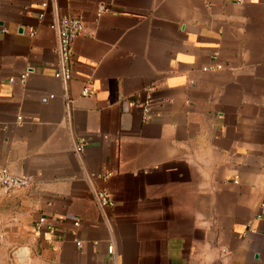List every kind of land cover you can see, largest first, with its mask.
<instances>
[{"label":"crops","instance_id":"crops-1","mask_svg":"<svg viewBox=\"0 0 264 264\" xmlns=\"http://www.w3.org/2000/svg\"><path fill=\"white\" fill-rule=\"evenodd\" d=\"M41 12L0 0V168L31 177L0 188V264H264V0ZM62 15L84 28L65 83Z\"/></svg>","mask_w":264,"mask_h":264},{"label":"built area","instance_id":"built-area-1","mask_svg":"<svg viewBox=\"0 0 264 264\" xmlns=\"http://www.w3.org/2000/svg\"><path fill=\"white\" fill-rule=\"evenodd\" d=\"M50 0H40L41 13L39 18H43L45 10L49 6ZM104 8H99V13L103 12ZM49 29L52 30L56 36V48L55 54L57 56V70L54 73V77L61 80L62 82H67L72 77L71 66L73 61V51L72 44L74 39L82 34L83 32V22L80 16H68L62 15L56 17L49 24ZM205 70V69H203ZM27 74H22L19 78L20 81H24ZM149 88L148 91H152ZM89 94L88 86L84 87L82 95L86 96ZM151 103H145L142 106V120L148 121L152 117V111L150 109ZM21 120V116H17V121ZM75 145L74 150L80 153L83 150L82 140ZM31 177L28 175H14L11 174L6 168H0V188L4 191H14L16 189L22 188L30 184ZM96 199L99 205L111 207L112 202L108 199L107 194L104 191L96 193ZM43 224V219H40L36 229H38ZM77 246L80 242L76 243Z\"/></svg>","mask_w":264,"mask_h":264}]
</instances>
